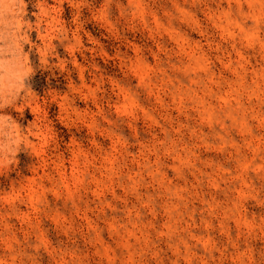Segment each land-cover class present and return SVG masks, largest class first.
<instances>
[{
    "label": "rangeland",
    "instance_id": "374dc122",
    "mask_svg": "<svg viewBox=\"0 0 264 264\" xmlns=\"http://www.w3.org/2000/svg\"><path fill=\"white\" fill-rule=\"evenodd\" d=\"M0 264H264V0H0Z\"/></svg>",
    "mask_w": 264,
    "mask_h": 264
},
{
    "label": "trees",
    "instance_id": "16d2710c",
    "mask_svg": "<svg viewBox=\"0 0 264 264\" xmlns=\"http://www.w3.org/2000/svg\"><path fill=\"white\" fill-rule=\"evenodd\" d=\"M31 87L37 92H41L46 89L45 76H35L31 81Z\"/></svg>",
    "mask_w": 264,
    "mask_h": 264
}]
</instances>
